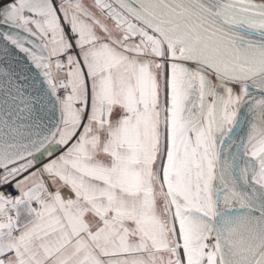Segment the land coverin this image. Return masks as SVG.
<instances>
[{
	"label": "snow or ice",
	"instance_id": "obj_1",
	"mask_svg": "<svg viewBox=\"0 0 264 264\" xmlns=\"http://www.w3.org/2000/svg\"><path fill=\"white\" fill-rule=\"evenodd\" d=\"M0 264H264V0H0Z\"/></svg>",
	"mask_w": 264,
	"mask_h": 264
}]
</instances>
